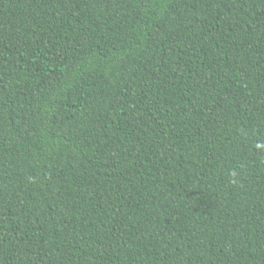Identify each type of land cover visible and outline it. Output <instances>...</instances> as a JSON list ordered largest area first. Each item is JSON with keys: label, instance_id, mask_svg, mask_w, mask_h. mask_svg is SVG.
<instances>
[{"label": "trees", "instance_id": "trees-1", "mask_svg": "<svg viewBox=\"0 0 264 264\" xmlns=\"http://www.w3.org/2000/svg\"><path fill=\"white\" fill-rule=\"evenodd\" d=\"M0 264H264V0H0Z\"/></svg>", "mask_w": 264, "mask_h": 264}]
</instances>
